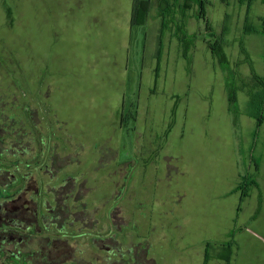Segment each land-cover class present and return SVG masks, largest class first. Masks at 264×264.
Here are the masks:
<instances>
[{
	"label": "rangeland",
	"instance_id": "obj_1",
	"mask_svg": "<svg viewBox=\"0 0 264 264\" xmlns=\"http://www.w3.org/2000/svg\"><path fill=\"white\" fill-rule=\"evenodd\" d=\"M151 2L133 27L134 0H0V110L37 111L99 198L124 186L102 211L118 201L156 264H264V214L244 196L264 155L251 116L264 0H202L185 15L173 0L168 18Z\"/></svg>",
	"mask_w": 264,
	"mask_h": 264
},
{
	"label": "flooded vegetation",
	"instance_id": "obj_2",
	"mask_svg": "<svg viewBox=\"0 0 264 264\" xmlns=\"http://www.w3.org/2000/svg\"><path fill=\"white\" fill-rule=\"evenodd\" d=\"M40 125L37 111L12 121L0 110V264H156L118 201L102 211L124 186L109 184L99 198L77 170L87 165Z\"/></svg>",
	"mask_w": 264,
	"mask_h": 264
},
{
	"label": "trees",
	"instance_id": "obj_3",
	"mask_svg": "<svg viewBox=\"0 0 264 264\" xmlns=\"http://www.w3.org/2000/svg\"><path fill=\"white\" fill-rule=\"evenodd\" d=\"M161 3V13L165 18H168L171 16L172 11L174 10L172 1L173 0H160ZM177 3H181L179 5L180 7V13L182 15H185L186 12H189V10L192 8L193 5H200L202 4V0H174ZM247 1V0H244ZM249 2L253 0H248ZM152 2L151 0H134V8H133V16H132V26L133 27H141L144 26L147 23L150 11H151ZM204 13V12H203ZM167 26V23H165ZM251 32V31H249ZM215 53L218 54V51L215 48ZM222 54V51H219V54ZM222 60L224 63H226V58L223 56ZM227 64V63H226ZM257 82L264 84V79H256ZM264 86V85H263ZM252 103L257 107V112L253 113L251 116L255 118L258 122V128L261 127L263 123V108H264V93L258 94V96H252ZM229 102H230V111L236 110L237 107V99L234 91L232 90L230 92L229 96ZM248 178L244 179V183L246 187L253 185V183H247ZM248 195V190L244 192V196Z\"/></svg>",
	"mask_w": 264,
	"mask_h": 264
},
{
	"label": "crops",
	"instance_id": "obj_4",
	"mask_svg": "<svg viewBox=\"0 0 264 264\" xmlns=\"http://www.w3.org/2000/svg\"><path fill=\"white\" fill-rule=\"evenodd\" d=\"M264 155L260 156V159L254 160V175L251 185V189L248 190L246 200H250L255 203L253 206L254 212H260L264 214Z\"/></svg>",
	"mask_w": 264,
	"mask_h": 264
}]
</instances>
